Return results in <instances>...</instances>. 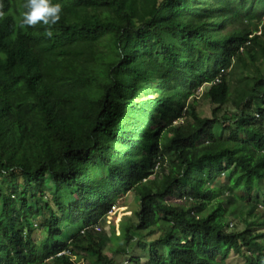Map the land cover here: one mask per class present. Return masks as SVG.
<instances>
[{
    "label": "trees",
    "instance_id": "16d2710c",
    "mask_svg": "<svg viewBox=\"0 0 264 264\" xmlns=\"http://www.w3.org/2000/svg\"><path fill=\"white\" fill-rule=\"evenodd\" d=\"M54 2L49 37L0 0V264H123L95 228L127 193L126 264H264V234L227 231L264 184V0ZM204 85L210 119L184 106Z\"/></svg>",
    "mask_w": 264,
    "mask_h": 264
},
{
    "label": "rangeland",
    "instance_id": "374dc122",
    "mask_svg": "<svg viewBox=\"0 0 264 264\" xmlns=\"http://www.w3.org/2000/svg\"><path fill=\"white\" fill-rule=\"evenodd\" d=\"M236 74V73H235ZM235 87V82L232 84V90ZM208 89L207 85H204L200 90L194 93V95L188 99L184 106L188 105L189 102H193L194 108L197 114L201 118L210 119L212 118V106L208 99L204 96V91ZM233 112L231 105L225 107L221 112L217 114V118L226 117ZM179 124L177 122L175 125ZM216 135H220V132L216 130ZM236 195V194H234ZM51 206V195H47ZM223 204H225L228 199V195L225 192L222 195ZM62 200L65 201V198L62 197ZM70 200L68 197L66 201ZM55 208V207H54ZM225 208V207H224ZM138 200L133 193H127L122 198H114V204L112 211L104 217L101 223L98 225L99 230H95L98 236L104 241L103 245V254L107 257L115 260L117 263L126 264L124 257L117 258L114 256V253L124 246V237L127 230L130 231V234L134 239H139L142 236H146L148 231L136 232L134 231L137 219L136 212L138 211ZM254 214L247 216L248 205L244 204L242 201L238 200L234 202V212H228L227 215V224L228 232H243L245 230L252 229L253 235H263L264 226L262 227L261 215L264 213V184L260 186V195L257 202L256 208L253 210ZM35 235L34 238L40 240L41 234L40 229L34 227ZM258 243L264 245V238L257 240ZM134 245V244H133ZM132 245V247H133ZM135 250V249H134ZM138 250V249H137ZM138 253L137 251H135ZM71 261L74 264H90L89 257H85L82 253L77 256L71 257ZM225 264H245V260L231 253L225 261Z\"/></svg>",
    "mask_w": 264,
    "mask_h": 264
},
{
    "label": "clouds",
    "instance_id": "9594fccd",
    "mask_svg": "<svg viewBox=\"0 0 264 264\" xmlns=\"http://www.w3.org/2000/svg\"><path fill=\"white\" fill-rule=\"evenodd\" d=\"M3 5L0 4V7ZM23 11L20 13V23L26 26H34L38 22L48 26L45 32L51 37L52 25H55L61 18V5L54 0H25Z\"/></svg>",
    "mask_w": 264,
    "mask_h": 264
},
{
    "label": "built area",
    "instance_id": "2783aa9c",
    "mask_svg": "<svg viewBox=\"0 0 264 264\" xmlns=\"http://www.w3.org/2000/svg\"><path fill=\"white\" fill-rule=\"evenodd\" d=\"M95 230H99V228H95Z\"/></svg>",
    "mask_w": 264,
    "mask_h": 264
}]
</instances>
